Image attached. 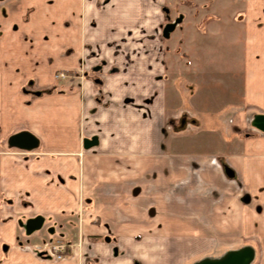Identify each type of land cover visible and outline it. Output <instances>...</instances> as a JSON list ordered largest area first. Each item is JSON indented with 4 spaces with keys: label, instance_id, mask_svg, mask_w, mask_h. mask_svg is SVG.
<instances>
[{
    "label": "crops",
    "instance_id": "0c3cea01",
    "mask_svg": "<svg viewBox=\"0 0 264 264\" xmlns=\"http://www.w3.org/2000/svg\"><path fill=\"white\" fill-rule=\"evenodd\" d=\"M165 2L0 0V264H157L158 232L206 230L191 199L264 264V207L243 202L264 201V132L243 123L264 115V0H182L171 53ZM23 132L30 148L10 143ZM54 239L57 261L33 246Z\"/></svg>",
    "mask_w": 264,
    "mask_h": 264
},
{
    "label": "rangeland",
    "instance_id": "374dc122",
    "mask_svg": "<svg viewBox=\"0 0 264 264\" xmlns=\"http://www.w3.org/2000/svg\"><path fill=\"white\" fill-rule=\"evenodd\" d=\"M166 1L167 2L162 4L163 6H165L163 7V10L166 11L167 10L166 7H168L170 13H165V14L163 13L165 16L159 22V27L156 31L157 34L156 39H157V46L159 48L163 49L164 52L166 50H170L169 53H171L173 51L172 50L173 48H180V45L176 46V43H178L179 40L178 38L181 35L180 33L181 31H183L182 30L183 26L179 21L176 22L174 25L176 27L175 30L171 34H169L170 32H168L167 37L162 36V27L166 23L173 22L175 19L181 20L183 13H186V15L188 16L190 12H192V10L190 11L188 9H185V7L183 8V5H179L182 3V0H166ZM124 42L126 43L125 46H130V47L133 46L132 45L133 41H127L124 39ZM163 58H165L164 60L166 61L167 56L165 57L164 55ZM95 73H96L95 70L89 69L88 72H84L83 70L79 72L78 75L82 76L84 74L85 76L86 74H90V76L92 77ZM165 83H166L164 88L165 91L168 93L171 92L172 89L168 87L169 82H165ZM57 85L63 86V89L66 91L69 90V88L73 85V82L71 79L67 78L60 80ZM169 95L171 94L169 93ZM258 115L261 114L247 111L245 115H243V123L249 125V122H251V125L255 129H257L254 126L253 122ZM192 123H194V121H190V124ZM203 136L204 135L198 136V140H199L198 142L207 141L210 143L213 142L215 144L218 143V141L214 142L211 139H205ZM213 163L215 162L213 161ZM227 172L229 173V171ZM197 179L198 178H193L194 183H191V185L192 186L194 185V189H196L199 193L200 186L196 185ZM208 185L211 186L213 185V183L211 182ZM200 190H201V195H203L204 193L202 189ZM191 195L194 196L193 193ZM241 201H243L242 198ZM190 202H191V208H196L198 205H200L202 212H204V209L205 212H207L204 218L205 221L203 220V225L201 226L206 230L201 232H183L177 230L158 232V239L162 244H159V247L157 248V252H158L157 264H219L226 262V260L230 259L231 256L236 252L239 253V258L232 261V264H241V263L254 264V257H253L254 246L253 244H251V242L245 239V232H229V231L219 232V231L211 230V228H213L211 225V223H213V216H211V214L209 213L208 207H205L204 205V203L206 202L209 205L211 201L205 202V201H197V199H191ZM222 202L224 205L225 201ZM243 202L248 204L247 207L251 208L253 206L254 210L257 211L258 213H260L262 207H264V203H263L264 201L258 198L256 199L249 198L247 199V201L244 200ZM82 204L83 203L80 202L79 211L80 209H82ZM78 216L80 217V215ZM244 216L245 215L239 216L238 219L241 220V217L245 218ZM202 217L198 215L195 216V219H200V218L203 219ZM223 218H228V217H223ZM255 219L260 221L262 220V217L261 216L255 217ZM236 236L237 237L240 236L237 241H236L237 238ZM242 254L243 256H240ZM228 264H230V262Z\"/></svg>",
    "mask_w": 264,
    "mask_h": 264
},
{
    "label": "water",
    "instance_id": "95a60500",
    "mask_svg": "<svg viewBox=\"0 0 264 264\" xmlns=\"http://www.w3.org/2000/svg\"><path fill=\"white\" fill-rule=\"evenodd\" d=\"M178 21H179L178 19H175L173 22L166 23L162 27V36L167 37L168 32H170L174 28L175 23ZM253 124L258 130L264 132V115H258L255 118ZM10 143H12V145L17 146V147L30 148L31 146H33L34 138L25 132L17 133L10 138ZM94 144H96L95 137L84 138L82 141L83 148H89L93 146ZM41 223H42V217L39 215L27 219L24 223L25 232L28 234V233H31L32 231L37 230L41 226ZM240 256H243V254ZM238 258H239V253L236 252L231 256L230 259L226 260V262L219 263V264H228L229 262L230 264H232V261Z\"/></svg>",
    "mask_w": 264,
    "mask_h": 264
},
{
    "label": "built area",
    "instance_id": "2783aa9c",
    "mask_svg": "<svg viewBox=\"0 0 264 264\" xmlns=\"http://www.w3.org/2000/svg\"><path fill=\"white\" fill-rule=\"evenodd\" d=\"M65 74L62 72H57L54 75V78H64ZM39 249H42L45 251L46 254L51 256L55 260H60L66 251V245L63 242L55 241L52 243H45L42 246L39 247Z\"/></svg>",
    "mask_w": 264,
    "mask_h": 264
},
{
    "label": "flooded vegetation",
    "instance_id": "af4514ba",
    "mask_svg": "<svg viewBox=\"0 0 264 264\" xmlns=\"http://www.w3.org/2000/svg\"><path fill=\"white\" fill-rule=\"evenodd\" d=\"M57 72H62V73H64L65 74V77L64 78H55V80H58V81H60V80H62V79H67V78H69V79H71L72 77H73V74L72 73H70V72H64V71H57ZM56 72V73H57ZM80 72H81V70H80ZM55 73V74H56ZM69 73V74H68ZM23 230H24V232H25V229H24V226H23ZM26 233V232H25ZM27 234V233H26ZM29 234V233H28ZM55 241H60V242H63L65 245H66V251H65V254H64V256L66 255V254H68L70 251H71V244H69L67 241H64V240H62V239H54V240H52V241H44V242H42V243H39V244H35V245H33L34 246V248H35V250H37L38 252H40V253H42V254H45V255H47V256H49L48 254H46L45 253V251L44 250H42V249H39V247L40 246H42L43 244H45V243H52V242H55ZM63 256V257H64ZM49 257H51V256H49ZM62 257V258H63ZM52 258V257H51ZM53 259V258H52ZM53 260H55V259H53ZM55 261H57V260H55Z\"/></svg>",
    "mask_w": 264,
    "mask_h": 264
}]
</instances>
